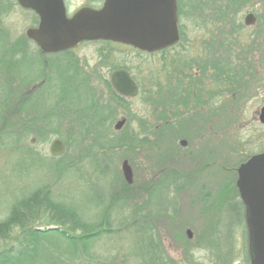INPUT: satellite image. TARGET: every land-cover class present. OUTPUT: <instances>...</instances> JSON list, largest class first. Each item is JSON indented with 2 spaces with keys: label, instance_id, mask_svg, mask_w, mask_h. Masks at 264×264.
Wrapping results in <instances>:
<instances>
[{
  "label": "rangeland",
  "instance_id": "1",
  "mask_svg": "<svg viewBox=\"0 0 264 264\" xmlns=\"http://www.w3.org/2000/svg\"><path fill=\"white\" fill-rule=\"evenodd\" d=\"M82 2L79 0L78 4ZM0 4L9 8V11H4L5 26L13 29V35L24 37L29 27L26 13L17 7L11 10L6 0L2 3L0 0ZM252 8L263 21L260 22L259 18L254 25L246 26L245 17ZM238 18L246 29L232 33L235 40L232 59L238 65L244 62L245 67L250 66V76L244 77L248 86L232 93L227 92L213 83L211 67L207 72L185 70V76L188 77L184 80L187 87L194 90V98L185 108L187 112L182 115L181 125L171 131H159L158 128V125H162L160 115L162 111H168L169 104L151 101L145 94L129 98L113 129L125 119V125L130 123L137 129L135 135L139 140L138 147L134 150L118 149L110 154L108 164L100 160L101 168L106 170L103 176L95 174L92 166L86 165L82 159L83 149L77 145L70 150L72 164L82 165L85 162L83 169L74 173L69 172L67 167L58 168V162L50 154L52 141L60 138L57 135L48 142L39 141L33 136L28 139L24 137L28 128H40L39 120L42 118L57 124L51 113L56 104L52 94L54 83H48V77L43 79L39 76V59L34 48H29L25 41L9 44L12 47L9 57H6L8 65L4 71L0 69V79L4 83L8 82L9 92L5 125L0 128V221L5 219L17 200L46 186L55 199L76 206L93 225L109 217L111 232L94 242L90 252L94 257L92 263L141 264L139 257L145 251L135 247V230L127 229L124 222L129 219L126 223L132 224L137 217L143 222L140 216L145 215L151 217L147 222L158 235L162 255L168 264H214L209 248L215 252V256L225 248L223 234L229 227L233 228L232 241L237 245L233 251L232 264H246L245 228L243 223L240 224L237 214L240 206L228 197L235 190L237 170L244 163L243 160L264 151V125L259 119L260 110L264 107V0L249 2ZM182 24L186 39L172 54L181 55L184 62L191 59H208L211 62L220 58V46L213 44V53L216 54L213 56L209 54L208 42L212 36L217 38L216 41L219 37L224 39L233 29L229 24L219 23H207L204 28L197 29L189 12L183 15ZM5 45L0 46V50L6 48ZM105 47L95 45L78 50L80 66L90 74V85L99 98L103 97L105 89L103 79L94 74L95 70L107 78L110 74L107 68L102 69L99 64V50ZM14 48L19 50L16 51L17 55L20 53L19 57L25 55L18 66L12 65L15 61ZM115 48L120 52L119 63L129 67L132 75L144 83L143 89L153 88L154 84L151 85L149 80L154 79L163 88L168 86L161 54L145 56L122 46ZM215 90L219 91L216 98H210L211 95L208 97V93ZM4 95L5 89L1 88L0 98ZM29 115L36 119L34 124L27 121ZM67 115L69 121L75 122L77 119L75 112ZM167 117H170L168 113ZM142 125L157 132V135L140 137V131H149L141 130ZM58 127L63 135H72L67 133V123ZM74 127L79 132L78 125L74 124ZM196 132L207 133L196 138ZM183 140L190 142L188 149L182 148L180 143ZM84 144L89 145L90 141L85 140ZM125 160L132 167L133 184H128L123 178L122 164ZM159 200L166 201L160 207L161 210L156 206ZM153 204L155 209L152 210L150 205ZM35 227L47 229L46 225L36 224ZM187 231L192 232L191 237ZM214 235L215 241H219L211 243L210 238ZM52 245L71 255L65 241L55 236L48 237L40 243L41 258L34 264L59 263L58 251L50 249Z\"/></svg>",
  "mask_w": 264,
  "mask_h": 264
},
{
  "label": "trees",
  "instance_id": "2",
  "mask_svg": "<svg viewBox=\"0 0 264 264\" xmlns=\"http://www.w3.org/2000/svg\"><path fill=\"white\" fill-rule=\"evenodd\" d=\"M177 1L181 35L180 43L177 46L182 45L186 39V32L182 24V17L186 12H189L197 29L204 28L207 23H211L212 25L216 23L229 24L233 29L231 32L227 33L224 39L219 37L217 41V38L215 39L214 36L211 35L212 38L207 46L210 52L209 54L216 56V54L213 53V44L219 45L222 51V56L213 59L211 62H209L208 59H191L184 62V58L182 59L181 55L172 54L177 46L159 52L158 54L162 55L161 58L164 63L163 70L166 72L165 83H168V86L163 88L160 82L155 83V79L149 80L151 85L154 84L153 88L144 89V91L149 93V99L157 103L161 101L160 103L164 102L168 104V101H171L169 85L174 82L177 84H185L184 79L188 77L185 76V70L194 72V70L198 69L207 72L209 67H211L214 73L212 81L217 84L219 89L222 88L232 93L237 89L241 90L246 88L248 83L244 77L250 76V66L245 67L246 63L244 62H240L238 65L234 59H232L235 51V40L232 38V33H238L246 29L244 23L238 18V15L248 5L249 0ZM209 8L212 10H209ZM3 19L4 14L0 11V20L2 21ZM258 19L260 22L263 21V18L259 14ZM9 44L11 43L0 41V46H7L3 50H0L2 52L0 53L1 72L4 71L8 65L6 57H9V51L12 47L11 45L10 47ZM105 46L103 50H99V64L102 69L107 68V71L111 73L113 70L126 68L131 72L129 67L120 64L118 61L120 52H117L115 46L119 47L120 45L107 42ZM12 51L15 54V61L12 65L18 66L25 55L19 57L18 55H20V53H18V55L16 54V51L19 50L15 48ZM58 58L59 59L56 61L53 60L54 62L49 61L47 70L44 69L43 75L40 76L42 78L48 77V83L51 81L54 83L52 94L56 104L51 113H53L54 120L57 121L58 125L52 121L46 122V118H42L39 120L40 128H37L38 130L28 128L24 137L28 139L33 136L39 141L48 142L52 137H55L54 135H57L65 141L67 146L66 153L63 156L52 157V159L58 162V168L62 169L67 167L69 172L72 171L75 173L83 169V163H87V166H92L95 174L103 176L106 174V170L101 168L99 163L100 160L108 164L110 161V154H113L118 149L134 150L138 147L139 140L135 135L137 134V129L133 128L130 123H127L119 132L113 129L122 109L126 108L128 99L119 95L113 89L109 78L102 76L96 69L94 74L101 76L105 89L102 94L103 97L99 98L90 85V74L86 73L87 71H83L79 60L72 61L66 56ZM236 59L238 60L239 57H236ZM208 62L210 64H208ZM46 71L48 75H45ZM133 78L141 87L143 86L144 83L140 81L136 75H133ZM7 83L8 82H2L0 79V89H5L4 97L0 98V128L5 125V114L9 108ZM218 92V90L213 92L210 91L208 97L211 95L210 98L213 97V99H215ZM153 109L155 110V106ZM66 112L67 114L75 112V117L77 116L75 122H72L71 119L69 121V116ZM35 120L36 119H32L31 117L27 119L30 124H34L33 122H35ZM160 122H162V125H158L159 131H171L182 123V121L170 120L167 117V110L162 111ZM65 123H67L66 128L69 127L67 133L76 137L72 135L65 136L60 132L61 129L58 126L64 125ZM74 124L78 125L79 132L75 131L76 127H74ZM140 129L144 131L150 130V128H145L144 125H142ZM77 136H79V138ZM85 140L90 141V144L83 145ZM75 145L83 149L84 155H82V159H84L86 163L81 161L79 155L82 165L72 164L73 159L70 150ZM251 156H247L243 162ZM228 199L231 201L235 200L239 205L241 204L236 187ZM165 202V200H159L156 204L157 209L158 206L159 208L163 206ZM150 206L153 210L155 204ZM140 217L143 218V222L137 217V220H134L132 224H127L126 221L129 219H125L124 224L127 229L135 230V247L145 251V253L139 257L141 264H168L162 255L161 241L155 233V230L147 222L151 217L145 215H141ZM98 223L97 225L91 224L90 221L85 218L84 213L76 206L55 199L53 193L46 186L36 189L29 193L28 196L17 200L10 207L5 219L0 221V264H34L38 262L41 258L40 243L46 238L54 236L67 243L71 255L68 256L66 253L62 252L64 249L61 250L60 248H55V245H52L50 249L53 248L58 251L57 259L59 263L49 262V264H67L76 261L86 262V264H97L92 263V260H94L93 255L90 253L92 246L94 242L104 234H109L111 232V221L109 217ZM36 224L46 225L47 228L57 227V229L40 231L35 227ZM230 228L231 227L227 228L225 234H223L225 248L217 252L216 256L215 252L209 248V251L211 250V256L213 255L214 264H232L233 262L234 247L230 245L233 244L232 238L234 236V231ZM215 238V235L213 238H210L211 243L219 241V239L215 241Z\"/></svg>",
  "mask_w": 264,
  "mask_h": 264
},
{
  "label": "water",
  "instance_id": "3",
  "mask_svg": "<svg viewBox=\"0 0 264 264\" xmlns=\"http://www.w3.org/2000/svg\"><path fill=\"white\" fill-rule=\"evenodd\" d=\"M27 9L34 10L42 17L43 24L29 29L27 35L47 53H55L75 47L82 41L106 40L132 46L144 52L154 53L175 46L180 41L179 12L177 0H106L101 10H82L68 20L63 9L54 29L48 15L51 0H18ZM257 22L254 14H248L245 25ZM114 90L123 97L134 98L139 86L126 69L114 70L110 75ZM264 125V107L259 113ZM126 120L119 121L116 131H121ZM186 145V141L181 142ZM66 145L56 138L50 145V154L62 156ZM122 173L128 184H133L134 175L127 160L122 164ZM237 188L247 210L252 264H264V153L251 157L238 169ZM57 227L37 230H56ZM189 237L191 231H187Z\"/></svg>",
  "mask_w": 264,
  "mask_h": 264
},
{
  "label": "flooded vegetation",
  "instance_id": "4",
  "mask_svg": "<svg viewBox=\"0 0 264 264\" xmlns=\"http://www.w3.org/2000/svg\"><path fill=\"white\" fill-rule=\"evenodd\" d=\"M2 1L3 0H1V3H2ZM6 1L8 2L7 6H9L11 8V10H13L14 8L17 7L26 13L27 21L29 22V27L26 30L24 37L19 38V37L13 35V32H12L13 29L12 28L9 29L8 27L5 26V24L3 22L4 19L2 21L0 20V41H4L7 43H17L18 41H19L18 43H20V42L25 41V43H27L29 48L30 47L34 48V52L39 59V65H38L39 66V68H38L39 76L43 75L44 69L47 70V66H48L49 61H53V60L56 61L57 59H59L58 57H61V56H66L67 58H69L72 61L81 60L78 56V50L85 48V47H88V46H95V45L96 46L102 45L104 47L105 44L107 43V41H101V40H99V41H87L86 40V41H82V42L78 43L75 47H72V48H69V49H66L63 51L55 52V53H47L44 49L39 47L34 40L30 39L27 35V31L29 29L39 28L43 24V21H44L46 15L44 17H42L40 14H37L34 10L22 7L19 4L18 0H11V2H9L8 0H6ZM105 2H106V0H83V2L81 4H78L79 0H51V10H50V13H49L48 18H47L51 22V25H49V26H52V28L54 29L55 25H57V21L61 17L59 7L61 9H63V11L65 12L66 18L68 20H72L82 10H86V9L87 10H101L104 7ZM249 2L253 3L254 0H249ZM7 9H9V8H7V7L4 8V5L0 4V11H2L3 14L5 13L4 11H9ZM251 10L252 11L248 12V14H254L258 20V12L256 13L255 8L254 9L252 8ZM121 46L125 47V48H129V49L133 50L134 52H137L139 54L141 53L142 55H145V56L146 55L152 56V55L157 54V53L142 52L140 50L134 49L133 47H128L125 45H121ZM41 85H42V83H41ZM187 85L188 84H186V83L185 84H177L175 82L169 85V87H170L169 95L171 97V101L168 102L169 105H168L167 113L170 116L169 118H171L173 120L182 121V115H185V113L187 112L185 110V108H186L185 106L189 105L188 102L194 98L193 97V93H195L194 90L190 89L191 87L188 88ZM138 86H139L138 97H139V95H142V94H145L146 97H149V93L144 91V89L139 84H138ZM192 88H194V87H192ZM195 96H196V94H195ZM206 133L207 132H196V135H197L196 138H199V135H201L203 137L206 135ZM139 134H140V137L142 135H145V137H147L148 135H157V132H152L149 130L146 132L140 131ZM217 134H219V133L217 132ZM189 143H190L189 141H186L185 146L182 145L181 143L180 144L182 145L183 149H188ZM140 144H142V141L140 142ZM195 153L201 154L200 151H198V153L197 152H195ZM237 174H238V172H237ZM140 179H141V177H140ZM239 199L241 202V204H240L241 206L239 205L240 211L237 214L240 217V224L243 223L242 225L245 228L244 234L246 237V239H245L246 243H245V245L243 244L244 248H245V253H246L245 254V258H246L245 262H246V264H252L253 253L251 252L250 242H249V230H248L247 218H246L247 210H246V207L241 200L240 195H239ZM231 230H233L232 227H231ZM242 234H243V232H242ZM230 246L234 247V249H235V247L237 245L231 244ZM236 255L239 256L238 252L236 253Z\"/></svg>",
  "mask_w": 264,
  "mask_h": 264
}]
</instances>
